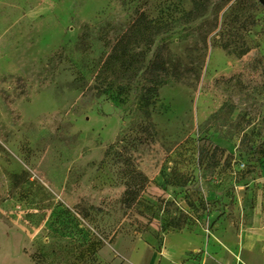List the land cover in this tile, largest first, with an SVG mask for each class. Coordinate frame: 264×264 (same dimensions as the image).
Returning a JSON list of instances; mask_svg holds the SVG:
<instances>
[{
	"label": "rangeland",
	"instance_id": "rangeland-1",
	"mask_svg": "<svg viewBox=\"0 0 264 264\" xmlns=\"http://www.w3.org/2000/svg\"><path fill=\"white\" fill-rule=\"evenodd\" d=\"M190 5L0 0V264H264V5ZM141 10L202 58L149 104L94 81Z\"/></svg>",
	"mask_w": 264,
	"mask_h": 264
},
{
	"label": "trees",
	"instance_id": "trees-1",
	"mask_svg": "<svg viewBox=\"0 0 264 264\" xmlns=\"http://www.w3.org/2000/svg\"><path fill=\"white\" fill-rule=\"evenodd\" d=\"M209 0H191L190 8L182 11L178 17L184 22L195 20L205 15ZM176 18L163 19L161 16H150L146 11H135L125 30L116 34L109 44L108 54L100 69L94 76L95 87L102 92L106 87L112 86L113 81H118L117 87L122 88L128 81L140 75L146 83L142 85L141 102L151 103L153 95L161 85L163 77L173 76L176 79L186 76H196L202 58L196 55L188 57L186 63L174 56L167 42H157L160 35L170 31L175 26ZM211 23L202 20L201 26ZM156 44L155 49L151 50ZM219 46L227 48L224 42ZM151 53L146 62L147 55ZM190 62V63H189ZM16 176V174H14ZM132 191L125 190L124 202L130 205L134 199ZM173 225H178L176 222Z\"/></svg>",
	"mask_w": 264,
	"mask_h": 264
},
{
	"label": "water",
	"instance_id": "water-1",
	"mask_svg": "<svg viewBox=\"0 0 264 264\" xmlns=\"http://www.w3.org/2000/svg\"><path fill=\"white\" fill-rule=\"evenodd\" d=\"M262 5H264V0H259Z\"/></svg>",
	"mask_w": 264,
	"mask_h": 264
}]
</instances>
